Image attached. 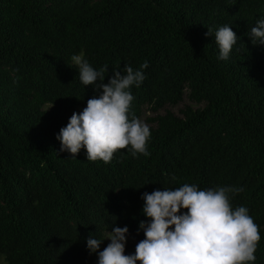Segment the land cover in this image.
<instances>
[{"label": "trees", "instance_id": "16d2710c", "mask_svg": "<svg viewBox=\"0 0 264 264\" xmlns=\"http://www.w3.org/2000/svg\"><path fill=\"white\" fill-rule=\"evenodd\" d=\"M261 18L264 0H0V264H98L87 239L113 227L129 229L133 255L144 193L184 183L244 189L233 208L259 226L264 264V45L247 35ZM224 25L240 38L227 61ZM80 54L108 66L104 83L147 61L131 91L149 156L60 151V130L100 94L79 80Z\"/></svg>", "mask_w": 264, "mask_h": 264}, {"label": "clouds", "instance_id": "9594fccd", "mask_svg": "<svg viewBox=\"0 0 264 264\" xmlns=\"http://www.w3.org/2000/svg\"><path fill=\"white\" fill-rule=\"evenodd\" d=\"M206 35L213 36L208 28ZM247 35L253 46L264 45V18L256 21ZM219 59L227 61L240 38L232 27L224 25L214 34ZM79 80L100 93L87 101L80 113H73L60 130L57 140L61 152L75 158L86 150L87 160L111 163L114 154L126 150L133 157L149 156L151 131L132 112L135 99L132 88H139L146 79L142 69L125 65L124 72L113 69L104 83L108 66L96 70L82 54L73 55ZM99 81V83H98ZM175 180V177H173ZM242 187L223 186L201 190L196 184L144 193L143 215L139 229L144 239L135 247V254L126 255L127 227H113L106 237L90 235L87 247L98 257V264H255L261 235L259 226L248 208H233L232 198ZM110 241L101 249L104 241Z\"/></svg>", "mask_w": 264, "mask_h": 264}, {"label": "rangeland", "instance_id": "374dc122", "mask_svg": "<svg viewBox=\"0 0 264 264\" xmlns=\"http://www.w3.org/2000/svg\"><path fill=\"white\" fill-rule=\"evenodd\" d=\"M183 107V105H180L175 108H171V111L174 112L175 114H179L180 109ZM166 112V110H163V113Z\"/></svg>", "mask_w": 264, "mask_h": 264}]
</instances>
